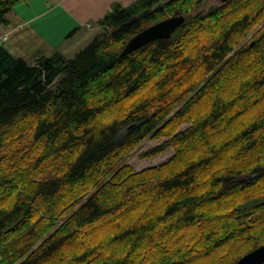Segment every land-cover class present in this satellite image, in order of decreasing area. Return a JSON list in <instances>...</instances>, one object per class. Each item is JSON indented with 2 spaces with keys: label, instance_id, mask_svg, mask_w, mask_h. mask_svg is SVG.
Returning <instances> with one entry per match:
<instances>
[{
  "label": "trees",
  "instance_id": "1",
  "mask_svg": "<svg viewBox=\"0 0 264 264\" xmlns=\"http://www.w3.org/2000/svg\"><path fill=\"white\" fill-rule=\"evenodd\" d=\"M29 1L0 0V31ZM206 1L116 4L71 57L0 44V264H234L264 243V0ZM147 139L140 158L173 154L135 170Z\"/></svg>",
  "mask_w": 264,
  "mask_h": 264
},
{
  "label": "crops",
  "instance_id": "2",
  "mask_svg": "<svg viewBox=\"0 0 264 264\" xmlns=\"http://www.w3.org/2000/svg\"><path fill=\"white\" fill-rule=\"evenodd\" d=\"M134 0H32L14 9L12 22L25 23L24 28L14 32L7 45L15 47L25 46L26 41L37 45L36 51L51 52L54 49L62 50L61 46H53L47 37L82 33L83 41L90 36V30L98 31L97 21L109 12L116 4L127 6ZM51 23L50 25L48 23ZM34 23L33 26L31 24ZM88 25L91 28H88ZM7 26H4L6 28ZM2 29V30H3ZM41 29V32H40ZM85 29V30H83ZM25 42V43H24ZM56 45V44H55ZM61 45V44H59ZM80 48V47H79ZM76 48V51L77 49ZM15 49V48H14ZM22 56L26 52L21 53ZM29 55H32L31 52Z\"/></svg>",
  "mask_w": 264,
  "mask_h": 264
},
{
  "label": "rangeland",
  "instance_id": "3",
  "mask_svg": "<svg viewBox=\"0 0 264 264\" xmlns=\"http://www.w3.org/2000/svg\"><path fill=\"white\" fill-rule=\"evenodd\" d=\"M32 0H30L31 2ZM219 2V0H207L206 2L203 3V6L202 8H209L210 6H213L215 4H217ZM20 5L22 4H19L15 7L18 8ZM11 16L13 15L14 13V10L11 12ZM49 25L51 24L50 22L48 23ZM34 23L31 24V26H33ZM18 28H20V26H18ZM8 31L6 30H3L2 32H9L10 35L9 37H12L14 38L15 35L17 34H14L16 30V28H7ZM21 29V28H20ZM85 30V29H83ZM90 36L87 40L83 41V35L81 32L79 33H75L73 35L69 34V35H65L63 36L62 38H60L58 35H55L53 36L52 38L51 37H47V39L52 42L51 44L53 46H57V48H59L58 46H61L62 50H65V55L68 56V57H71L75 52H76V48H82L83 46H85L87 43H89L93 38L94 36H96V34L100 33L101 30H98V31H92L90 30ZM40 32H41V29H40ZM32 41H26V43L24 44L25 46H20V44L16 45L15 47L11 48L14 53H24L26 52V54H24L25 57H28L30 56L29 53L31 52V54H33V51L34 49L37 47L36 44L33 43V46H32ZM56 44V45H55ZM61 44V45H59ZM15 48V49H14ZM79 48V49H80ZM78 50V49H77ZM186 126V124H182L180 126V129H183L184 127ZM160 140H152V139H147L144 141V143L139 146L136 150H134L133 152H131L125 159V162H127L128 164H130L135 170H140L142 168H145V167H149V166H158L160 165L161 163L165 162L172 154H173V149L172 148H168L167 150L163 151L162 153L160 154H157L151 158H140L139 157V154L159 143ZM31 158V155L28 157L27 161L28 162Z\"/></svg>",
  "mask_w": 264,
  "mask_h": 264
},
{
  "label": "water",
  "instance_id": "4",
  "mask_svg": "<svg viewBox=\"0 0 264 264\" xmlns=\"http://www.w3.org/2000/svg\"><path fill=\"white\" fill-rule=\"evenodd\" d=\"M184 21V15H172L150 24L128 39L121 51V55L131 53L154 40L169 38L173 31ZM263 262L264 243L244 254L234 264H262Z\"/></svg>",
  "mask_w": 264,
  "mask_h": 264
},
{
  "label": "built area",
  "instance_id": "5",
  "mask_svg": "<svg viewBox=\"0 0 264 264\" xmlns=\"http://www.w3.org/2000/svg\"><path fill=\"white\" fill-rule=\"evenodd\" d=\"M9 32L0 33V43L5 42L8 39Z\"/></svg>",
  "mask_w": 264,
  "mask_h": 264
}]
</instances>
